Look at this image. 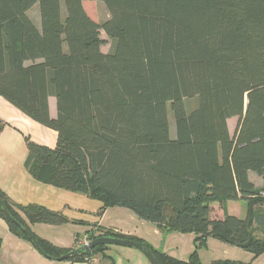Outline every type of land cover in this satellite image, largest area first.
<instances>
[{
  "label": "trees",
  "instance_id": "obj_1",
  "mask_svg": "<svg viewBox=\"0 0 264 264\" xmlns=\"http://www.w3.org/2000/svg\"><path fill=\"white\" fill-rule=\"evenodd\" d=\"M94 1L109 12L102 23L87 10ZM102 31L113 41L108 53ZM0 96L57 132L55 147L25 135L36 179L101 200L99 215L122 206L164 232L192 233L194 249L182 260L98 224L88 241L130 238L159 264H204L211 237L264 253V186L249 177L264 179V0H0ZM238 200L245 217L227 212ZM215 203L224 217H214ZM0 218L51 259L113 264L111 246L65 249L31 229L68 223L63 212L17 204L0 189Z\"/></svg>",
  "mask_w": 264,
  "mask_h": 264
},
{
  "label": "crops",
  "instance_id": "obj_2",
  "mask_svg": "<svg viewBox=\"0 0 264 264\" xmlns=\"http://www.w3.org/2000/svg\"><path fill=\"white\" fill-rule=\"evenodd\" d=\"M50 114L54 118L57 115L54 97L50 98ZM0 121L4 124L0 131V189L17 204L41 205L63 212L69 219L68 223L61 225L31 224V229L39 237L61 248L77 249L84 243L87 231L92 228V225L98 224L113 228L128 236L141 238L173 257L188 259L194 249L191 243L194 234L164 232L156 224L140 219L132 210L122 206L109 207L102 215H99L98 212L103 206L101 200L61 189L36 179L27 166L29 151L25 135L30 134L32 139L39 144L55 147L57 132L33 121L1 96ZM238 122V117L229 119V129L232 135L236 132ZM249 177L257 187L264 186V179L258 174L250 172ZM242 202L245 201H227L225 203L227 212L238 217H245L247 205H244L242 213L232 210L234 204L243 206ZM214 208L220 211L217 213L216 210L214 217H224V210L218 203L214 204ZM214 239L209 238V242H213ZM0 241V264H109L110 262L100 255L96 256L93 262L51 259L42 254L35 244L13 233L2 218H0ZM184 241L187 242V246L183 245ZM189 243L192 245L190 252L187 250ZM181 246H184L183 250ZM204 252V250L200 252L201 261L209 264L204 259ZM106 254L113 264H152L142 251L132 246H111L106 250ZM221 258L223 256L219 259ZM224 259L231 260V257L226 256Z\"/></svg>",
  "mask_w": 264,
  "mask_h": 264
},
{
  "label": "rangeland",
  "instance_id": "obj_3",
  "mask_svg": "<svg viewBox=\"0 0 264 264\" xmlns=\"http://www.w3.org/2000/svg\"><path fill=\"white\" fill-rule=\"evenodd\" d=\"M86 7L87 10L89 12V14H91L93 17H96L101 23L104 22L108 17H109V12L107 10L106 5L101 2H86ZM37 13L39 15L40 18V10H39V5L37 4L34 8V10H32L31 12V16L32 18L35 20L37 18ZM40 21V20H39ZM102 39H103V46H102V50L105 53H108L112 50L113 48V41L110 37H108L106 35L105 32L102 31ZM197 100L196 98H191V99H186V105L187 108L190 110L192 108H194L196 106ZM169 118H170V126H171V135L174 136L175 135V119H174V115L172 113V111H169ZM234 126V124L232 123V127ZM241 205V204H240ZM239 204H234V208L232 210L237 211L242 213L243 208L246 206L245 202H242L243 206H240ZM245 205V206H244ZM217 210V209H216ZM219 210H217L216 212H218ZM191 233H188L186 235H190ZM185 237H192V236H185ZM189 239V238H188ZM190 242V240L188 241ZM187 242L184 241L183 245H185ZM191 243H193L194 245V239H192ZM190 244V243H189ZM187 246V244H186ZM189 246V245H188ZM184 246H181L180 248L183 250ZM192 245L190 244V246L188 247L187 250H189L188 252H190ZM204 250V259L206 260V262H208L209 264L212 263V260H218L221 256L224 257L229 256L231 257V260L233 261H241L243 260L245 262V264H264V256L261 257V254L259 257L254 258L253 253L246 251L238 246L235 245H230L228 243L225 242H220L219 240L214 239L213 242H209L207 243V247L202 249ZM186 250H184L185 252ZM201 252V250H200ZM199 252V254H200ZM242 261V262H243ZM248 262V263H247Z\"/></svg>",
  "mask_w": 264,
  "mask_h": 264
},
{
  "label": "water",
  "instance_id": "obj_4",
  "mask_svg": "<svg viewBox=\"0 0 264 264\" xmlns=\"http://www.w3.org/2000/svg\"><path fill=\"white\" fill-rule=\"evenodd\" d=\"M26 232L28 233L27 230H26ZM35 244L38 246V244L36 242H35ZM99 245L132 246V247H135V248L139 249L140 251H142L144 253V255L149 259V261L152 264H159L158 260L156 259L153 252L149 248H147L141 242L130 239V238L99 237L93 241H90V243L88 245H85L84 247H82V249L80 251L91 252L96 246H99ZM71 255H72V253H68L66 255L61 256L59 259L63 260V259H65Z\"/></svg>",
  "mask_w": 264,
  "mask_h": 264
},
{
  "label": "built area",
  "instance_id": "obj_5",
  "mask_svg": "<svg viewBox=\"0 0 264 264\" xmlns=\"http://www.w3.org/2000/svg\"><path fill=\"white\" fill-rule=\"evenodd\" d=\"M90 243V241H88L87 239L84 240L83 245H88ZM95 261V257L91 260V262Z\"/></svg>",
  "mask_w": 264,
  "mask_h": 264
}]
</instances>
